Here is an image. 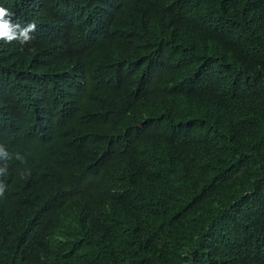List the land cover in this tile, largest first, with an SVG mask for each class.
Returning <instances> with one entry per match:
<instances>
[{"label": "clouds", "instance_id": "obj_1", "mask_svg": "<svg viewBox=\"0 0 264 264\" xmlns=\"http://www.w3.org/2000/svg\"><path fill=\"white\" fill-rule=\"evenodd\" d=\"M73 2V7L68 5L73 15L57 10L58 1H50L51 15L45 9L38 13L36 1L34 17L0 6V45H16L25 63L14 78L19 94L18 109L24 116L22 134L34 149L40 150L38 154L29 151L23 158L17 155L19 173H16L12 169L11 153L0 143V208L6 213L12 207L7 195L14 186L33 193V189L48 180L52 158L60 152L56 148L58 141L64 140L68 147L66 158H77L81 151L90 150L93 143L102 140V133L107 132L102 128V118L118 117L114 113H120L129 96L145 98L147 92L158 89L168 93L175 79L191 89L189 97H212L218 108L234 109L242 96L228 88L232 65L227 71L224 61L218 62V56L203 57L208 44L200 32L188 24H179L158 3ZM41 39L52 40V47L42 52V55L49 53L48 60L42 55L36 57ZM80 58L93 63H112L117 70L127 68L123 86L114 84V88L92 90ZM87 98L93 103L90 111L80 104L86 103ZM254 108L246 128L258 127L259 108ZM188 123L186 126L195 128L202 138L205 129ZM208 131L214 137L212 125ZM249 143L237 140L215 160L212 167L215 177L211 182L205 179L204 170L199 171L200 181L196 178L199 168L191 151L181 168H175L173 176L166 163L152 156L154 143H147L150 147L143 156L138 155L121 168L118 178L125 174L129 180L119 191V208L128 215L127 225L106 227L104 245L125 255L124 264H206L205 258L215 256L218 251L231 261L224 242L225 230L229 221L240 216L252 219L258 230L240 264H264V185L227 194L218 193L217 185L220 175L228 182L254 175L258 152ZM136 169L141 170L140 175ZM71 175L73 186L78 184L79 190L97 180L89 167H76ZM66 186L64 191L69 195L71 189ZM13 204L18 213L24 209ZM216 213L220 216L217 223ZM12 248H0V264H25L12 256ZM44 257V253L42 257L33 255V261Z\"/></svg>", "mask_w": 264, "mask_h": 264}, {"label": "trees", "instance_id": "obj_2", "mask_svg": "<svg viewBox=\"0 0 264 264\" xmlns=\"http://www.w3.org/2000/svg\"><path fill=\"white\" fill-rule=\"evenodd\" d=\"M36 1L38 13L45 9L51 15L50 1H58L57 10L73 15L69 10V6H74L73 0H0V6L34 17ZM145 2L158 3L179 24L197 29L208 44L203 57L218 56V62L224 61L227 71L232 65L228 88L242 94L240 101L234 109L218 108L212 97H189L191 89L175 79L168 93L158 89L147 92L145 98L127 97L120 113H114L118 117L102 118V128L107 130L106 134L102 133V140L93 143L90 150L81 151L77 158H66L68 147L64 140L58 141L56 148L60 152L52 158L48 180L33 189V193L14 186L7 195L12 207L7 213L0 208V248L13 247L12 256L25 264H124L125 255L104 245L103 230L127 225L128 215L119 208V191L129 180L125 174L118 177L121 168L149 150L147 143H154L152 156L166 163L173 176L175 168H181L191 151L199 168L196 178L200 181L199 171L204 170L205 179L211 182L215 177L212 170L215 160L235 141H249L248 145L258 152L256 172L235 182H228L220 175L218 193H241L264 185V0ZM52 45V40L41 39L36 57ZM42 58L48 60L49 53ZM79 61L87 69L92 90L114 88V84L123 86L127 68L117 70L112 63H93L82 58ZM24 66L16 45H0V143L11 153V165L16 173H19L17 155L23 158L29 151L36 154L40 151L30 145L21 130L24 116L18 109L19 94L14 78ZM80 104L87 111L93 105L89 98ZM254 107L259 108L258 127L246 128V121L253 118ZM188 121L198 129H205L202 138L195 128L186 126ZM211 125L214 137L208 131ZM257 129L255 134H244ZM76 167H89L96 174L92 186L85 185L81 190L78 184L73 186L71 171ZM136 174L140 175L141 170L136 169ZM66 185L71 189L69 195L64 191ZM13 202L24 209L18 213ZM219 220L216 213L215 223ZM225 231L224 242L231 261L218 251L215 256L205 258L206 264H221V260L223 264H240L258 230L252 219L237 216L228 222ZM40 250L46 257L33 261V255L43 256ZM198 258H202L201 253Z\"/></svg>", "mask_w": 264, "mask_h": 264}, {"label": "bare ground", "instance_id": "obj_3", "mask_svg": "<svg viewBox=\"0 0 264 264\" xmlns=\"http://www.w3.org/2000/svg\"><path fill=\"white\" fill-rule=\"evenodd\" d=\"M217 114V113H216ZM235 245V244H234ZM238 247V246H237Z\"/></svg>", "mask_w": 264, "mask_h": 264}]
</instances>
